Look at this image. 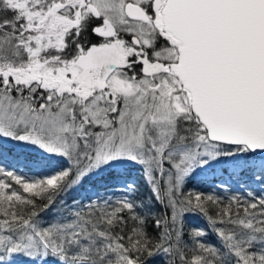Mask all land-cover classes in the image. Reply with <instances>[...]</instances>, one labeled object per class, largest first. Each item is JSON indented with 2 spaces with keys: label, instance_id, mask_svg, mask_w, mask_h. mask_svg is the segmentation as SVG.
<instances>
[{
  "label": "snow or ice",
  "instance_id": "6c2138e0",
  "mask_svg": "<svg viewBox=\"0 0 264 264\" xmlns=\"http://www.w3.org/2000/svg\"><path fill=\"white\" fill-rule=\"evenodd\" d=\"M0 264H264V0H0Z\"/></svg>",
  "mask_w": 264,
  "mask_h": 264
},
{
  "label": "trees",
  "instance_id": "16d2710c",
  "mask_svg": "<svg viewBox=\"0 0 264 264\" xmlns=\"http://www.w3.org/2000/svg\"><path fill=\"white\" fill-rule=\"evenodd\" d=\"M20 163H21V165H22V164H23V161H21ZM189 187H191V185H189Z\"/></svg>",
  "mask_w": 264,
  "mask_h": 264
}]
</instances>
